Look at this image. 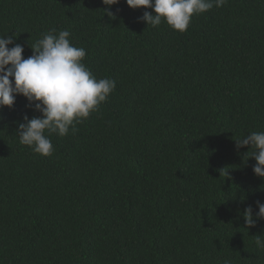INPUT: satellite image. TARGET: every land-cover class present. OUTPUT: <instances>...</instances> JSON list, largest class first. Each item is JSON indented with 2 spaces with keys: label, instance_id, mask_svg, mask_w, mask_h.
Listing matches in <instances>:
<instances>
[{
  "label": "trees",
  "instance_id": "trees-1",
  "mask_svg": "<svg viewBox=\"0 0 264 264\" xmlns=\"http://www.w3.org/2000/svg\"><path fill=\"white\" fill-rule=\"evenodd\" d=\"M145 11L0 0V36L23 58L68 30L92 75L116 84L75 133L50 136V156L19 142L41 115L25 97L0 108V264H264V179L235 145L264 132V0H227L183 33Z\"/></svg>",
  "mask_w": 264,
  "mask_h": 264
},
{
  "label": "clouds",
  "instance_id": "clouds-1",
  "mask_svg": "<svg viewBox=\"0 0 264 264\" xmlns=\"http://www.w3.org/2000/svg\"><path fill=\"white\" fill-rule=\"evenodd\" d=\"M104 5L118 4L119 0H101ZM131 9L145 8L139 19L147 25L158 27L162 21L180 33L187 31L194 15L223 7L227 0H125ZM110 18L113 14L105 9ZM55 29L42 35L30 48L32 55L23 58L24 48L14 43L16 35L0 36V108H11L16 95H22L41 115L20 123L17 134L22 145L29 146L42 156H50L54 146L50 136L61 137L75 133L76 125L99 110L115 90V81L97 79L88 70L83 60L86 50L70 41V32ZM8 45H14L11 48ZM48 135H45V133ZM236 148L251 149L248 157L256 163L253 173L264 179V132H251L235 141ZM248 153V152H247ZM247 157V158H248ZM227 171L225 172V177ZM257 218L264 219V203L257 202ZM245 227H254L252 207L243 213ZM255 245L264 250V239L256 236Z\"/></svg>",
  "mask_w": 264,
  "mask_h": 264
}]
</instances>
